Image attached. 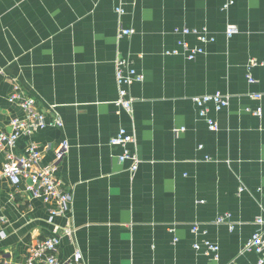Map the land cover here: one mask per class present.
<instances>
[{"label":"crops","instance_id":"obj_1","mask_svg":"<svg viewBox=\"0 0 264 264\" xmlns=\"http://www.w3.org/2000/svg\"><path fill=\"white\" fill-rule=\"evenodd\" d=\"M228 1L0 0V131L23 116L8 101L18 81L48 122L58 117L63 126L23 136L17 151L35 142L48 163L68 140L58 178L74 196L67 235L66 218L51 223L50 204L2 175L0 152V264H24L29 248L56 229L62 262L81 250L87 264H211L194 247L209 239L222 264L256 263L255 252L241 250L264 214V67L249 70L264 60V0H232L225 9ZM229 26L238 29L231 37ZM182 28L206 29L215 41L201 44L176 32ZM183 39L205 45L204 53L188 59ZM176 48L182 52L166 53ZM122 58L145 75L131 86L132 113L115 104ZM217 91L231 102L218 112L210 105L213 131L193 99ZM259 106L260 117L247 111ZM122 127L136 135L135 172L110 144ZM223 215L230 220L216 223Z\"/></svg>","mask_w":264,"mask_h":264},{"label":"built area","instance_id":"obj_2","mask_svg":"<svg viewBox=\"0 0 264 264\" xmlns=\"http://www.w3.org/2000/svg\"><path fill=\"white\" fill-rule=\"evenodd\" d=\"M233 3L228 1L224 8H228ZM176 32L183 35H195L201 44H207L215 41V37L210 35L206 29L198 28H182ZM238 32L235 26H229L226 34L228 37L233 36ZM123 34H132L131 30H124ZM178 45L182 47L186 57L194 60L197 55L204 53L205 45L191 46L187 41L179 40ZM180 51L178 48L167 50L168 55H177ZM264 67V60H252L249 70L254 66ZM145 75L139 72L133 63L122 58L116 64V81L119 87L118 98L115 101L116 106L132 113L135 99L131 96V86L137 82H143ZM250 83L256 82V79L251 73L248 74ZM251 97L262 99V93H251ZM8 101L18 105L23 116L11 118L9 125L10 130L0 131V152L5 156L2 163V175L8 178L11 184L28 194L33 199H41L46 204H50L49 221L52 223L58 217L67 219L66 225L71 227L68 217L72 215V205L74 201L73 191L71 187H67L58 178V168L60 162L68 154L70 143L68 140L60 142L53 150V159L44 163V152L35 142H30L26 150L22 153L17 151V146L20 138L23 136H31L38 130H43L49 126H63L60 118H55L53 122H48L46 112L40 108L35 97L26 94L21 84L14 81L12 91L8 96ZM198 109V114L201 118L206 119L211 130L217 131L219 124L217 120L209 116V108L212 104L215 110L221 111L227 108L231 102V95L217 91L211 94L196 96L193 99ZM247 111L252 112L256 116L263 115V107L259 106L255 110L250 108ZM185 128H182L184 130ZM110 144L120 146L122 153L119 156L120 162H130L131 172H135L141 162L137 153V139L135 133L128 131L126 128H120L115 136L110 140ZM230 220V215H223L216 220V223H226ZM5 217H0V236L4 237L5 233L2 229V224L5 222ZM257 230L245 242L241 253L253 251L258 258L255 264H264V214L259 215L255 219ZM233 228V226H231ZM74 227L66 231L67 235H71ZM192 230L195 234L200 232L199 224H194ZM206 233V232H204ZM64 235L58 230H54L52 234L39 240L35 245L31 246L24 264H87L81 250H76L72 256L66 260L59 261L58 249ZM195 249L203 252L209 258L211 264H222L220 262L221 247L219 244L205 239L203 242H197L194 245ZM4 264H17L10 260L4 259ZM230 264V263H227Z\"/></svg>","mask_w":264,"mask_h":264}]
</instances>
